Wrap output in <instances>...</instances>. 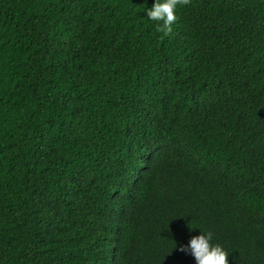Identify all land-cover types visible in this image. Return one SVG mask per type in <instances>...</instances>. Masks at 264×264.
<instances>
[{
  "label": "trees",
  "instance_id": "16d2710c",
  "mask_svg": "<svg viewBox=\"0 0 264 264\" xmlns=\"http://www.w3.org/2000/svg\"><path fill=\"white\" fill-rule=\"evenodd\" d=\"M154 3L0 0V264H264V0Z\"/></svg>",
  "mask_w": 264,
  "mask_h": 264
},
{
  "label": "clouds",
  "instance_id": "9594fccd",
  "mask_svg": "<svg viewBox=\"0 0 264 264\" xmlns=\"http://www.w3.org/2000/svg\"><path fill=\"white\" fill-rule=\"evenodd\" d=\"M189 3L190 0H155V3L145 10V13L150 21L156 22V31L167 35L172 32L173 25L178 19V7ZM199 228L201 233L193 236L189 243L182 246L180 250L190 253L196 264H230V252L222 244L213 243V232Z\"/></svg>",
  "mask_w": 264,
  "mask_h": 264
}]
</instances>
